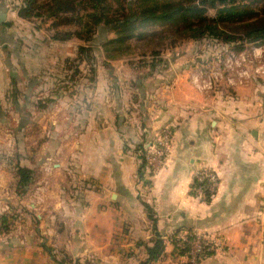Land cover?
Returning a JSON list of instances; mask_svg holds the SVG:
<instances>
[{"label":"crops","instance_id":"crops-1","mask_svg":"<svg viewBox=\"0 0 264 264\" xmlns=\"http://www.w3.org/2000/svg\"><path fill=\"white\" fill-rule=\"evenodd\" d=\"M22 4L0 0V219L14 220L0 264H192L176 241L195 231L225 243L198 264H264V79L206 92L193 76L208 61L189 54L157 73L63 68L83 42L37 36ZM166 130L169 160L148 176L141 153ZM204 168L219 178L208 202L192 192Z\"/></svg>","mask_w":264,"mask_h":264},{"label":"trees","instance_id":"trees-1","mask_svg":"<svg viewBox=\"0 0 264 264\" xmlns=\"http://www.w3.org/2000/svg\"><path fill=\"white\" fill-rule=\"evenodd\" d=\"M228 1L230 0H201L200 2L188 0L186 3L184 1L159 3L156 0H126V4L117 13H111V8L101 3V0H23L20 16L30 22L36 19L41 20L40 22L44 24L51 23L49 30L55 32L52 39L57 42L77 38L83 43H91L99 27H111L115 37L104 43L102 48L107 59L116 60L123 56L124 51L129 48L126 45H130L131 42L150 40L148 33L142 31L145 25L150 22L172 24V29L190 32L193 34L191 38L195 40L200 41L208 36L225 41L226 45H232L235 40L229 35L223 38L225 31H221L216 24H207L209 19L205 17L206 9L200 7L216 8L217 5L226 4ZM144 4L145 6H143ZM220 13L222 18L225 13H228V18L250 14L246 8L237 9V7L225 8ZM196 20L199 24L195 23ZM64 26L74 27L75 30L67 33L60 31ZM237 30L244 35L243 38L238 39L237 44L240 46L238 51H245L248 44L263 43L264 14L252 21H244ZM89 50L92 52L90 48L79 47V64L76 65L75 62L69 61V69L73 66L80 67L85 61L84 53ZM112 52H117V54H112ZM155 66L153 65V67ZM18 174L19 186L25 192L32 179V172L20 168ZM9 220L8 217L0 219V228L8 229ZM176 242L178 244V240ZM163 251L164 242L161 239H156L154 247L148 250V262L158 259ZM75 264L84 263L79 260Z\"/></svg>","mask_w":264,"mask_h":264},{"label":"rangeland","instance_id":"rangeland-1","mask_svg":"<svg viewBox=\"0 0 264 264\" xmlns=\"http://www.w3.org/2000/svg\"><path fill=\"white\" fill-rule=\"evenodd\" d=\"M44 1V0H42ZM159 3L164 2H179V1H186L188 0H156ZM201 0H198L200 2ZM101 3L107 5L111 8V13H117L118 10L122 6L126 4V0H101ZM145 6V4L143 5ZM83 7V6H82ZM201 9H206V15L209 19L208 25H215L221 29V31H225V36L232 37L235 42L232 45H226L225 41H219L214 38H210L205 36L206 38H202L199 40L192 39L191 36L193 35L187 31H175L172 24L163 23V22H150L145 25L143 32L148 33L150 36V40L146 41H133L130 45H126L127 48L124 51L123 56L117 58L116 60L107 59L105 52L103 51L102 45L106 43L108 40H111L115 37V33L112 31L111 27L108 26H101L98 28L97 33L94 36V40L91 43H83L84 48L92 49V52L89 50L88 52L84 53V63L82 64L83 69L94 68L98 67L102 69V71L106 74L103 78H107V75L110 73L112 74L111 70L113 68H147L144 71L148 73L152 70L154 73H157L161 68L166 67L167 65H174V63H170V60H173L174 57H182L186 54L191 55V59L195 62L198 61H208V66L212 70V73L216 72L219 66L223 65L226 60L233 59L239 57L241 54H248L254 48H258L261 53L264 54V42L263 43H256V44H248L246 45L245 51H238L239 45L237 44L238 39L244 37L242 33H239L237 28L241 23L244 21H252L259 16H263L264 14V0H230L226 4H219L216 8H211L207 6H200ZM237 7V9L246 8L247 11L250 13L249 15L242 16V17H235V18H228V13L224 14V18H222L221 11L225 8ZM83 11V10H82ZM41 20H33L34 29L37 31V36H54L49 33L48 29L51 27V23H42ZM196 24H199L198 20L195 21ZM50 25V26H49ZM42 30V32L39 30ZM75 28L71 26L63 27L60 31L65 33L69 31H74ZM155 36V37H152ZM43 46L38 45L37 48L41 47V49H37L39 51V58H46L48 62L49 55L53 50L48 45L43 42ZM231 52H233L232 55ZM112 54H117V52H112ZM235 54V55H234ZM164 59V60H162ZM175 59V58H174ZM166 60L167 62L166 64ZM201 60V61H200ZM164 61V62H163ZM207 64V63H205ZM153 65H156L153 67ZM201 65V64H199ZM48 66L49 63H48ZM63 68H70V65H63ZM222 67V66H221ZM56 70H61V66L58 65L55 67ZM75 68L73 66L71 69ZM89 70V69H88ZM226 69H222L225 71ZM142 72V71H141ZM211 73V72H210ZM89 78L88 80H90ZM43 82V80L41 79ZM60 84V80L55 81L54 83ZM86 84V82H85ZM50 86V84L47 83ZM225 85V84H224ZM42 85L36 91L35 96L40 99L41 94H45V90ZM220 86V85H219ZM223 86V85H222ZM221 86V87H222ZM38 95V96H37ZM42 103V102H41ZM43 106V104H42ZM37 108L41 111L44 110L43 107ZM32 111V108L30 109ZM27 113V109H25ZM38 115L37 111H35ZM22 190V189H21ZM10 218V217H9ZM15 219V218H14ZM14 222L13 218H10L9 224L11 225ZM2 229V228H1Z\"/></svg>","mask_w":264,"mask_h":264},{"label":"built area","instance_id":"built-area-1","mask_svg":"<svg viewBox=\"0 0 264 264\" xmlns=\"http://www.w3.org/2000/svg\"><path fill=\"white\" fill-rule=\"evenodd\" d=\"M232 54L233 52L230 55ZM221 66L216 69L217 73H212L210 68L206 72L199 71L193 76V83L199 89L213 93L224 84L228 88H233L244 85L253 79H264V54L258 48H254L251 53L246 54L245 52L239 57L228 59L224 66ZM222 69L226 70L222 71ZM172 139V131L166 130L156 144L141 153V157L146 162L145 170L148 176L154 175L167 164L171 153ZM218 186L219 178L214 170L200 169L195 173L193 196L208 202L215 196ZM177 245L179 251L185 252L184 255L189 258L192 264H198L215 250L223 251L225 249V243L221 238L197 231L182 235L178 238Z\"/></svg>","mask_w":264,"mask_h":264},{"label":"water","instance_id":"water-1","mask_svg":"<svg viewBox=\"0 0 264 264\" xmlns=\"http://www.w3.org/2000/svg\"><path fill=\"white\" fill-rule=\"evenodd\" d=\"M4 19H5V15L2 14V15L0 16V23H2Z\"/></svg>","mask_w":264,"mask_h":264}]
</instances>
